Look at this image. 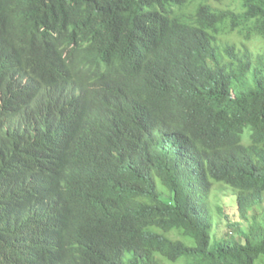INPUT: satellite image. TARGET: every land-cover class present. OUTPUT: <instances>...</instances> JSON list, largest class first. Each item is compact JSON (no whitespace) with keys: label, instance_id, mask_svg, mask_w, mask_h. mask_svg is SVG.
<instances>
[{"label":"trees","instance_id":"obj_1","mask_svg":"<svg viewBox=\"0 0 264 264\" xmlns=\"http://www.w3.org/2000/svg\"><path fill=\"white\" fill-rule=\"evenodd\" d=\"M199 1L0 0V264H264V0Z\"/></svg>","mask_w":264,"mask_h":264},{"label":"rangeland","instance_id":"obj_2","mask_svg":"<svg viewBox=\"0 0 264 264\" xmlns=\"http://www.w3.org/2000/svg\"><path fill=\"white\" fill-rule=\"evenodd\" d=\"M190 4L188 7L184 8L182 10V15L187 18L189 16H194L197 7L200 5V1L199 0H189ZM212 3L218 7V8H223L224 6H226L227 4V0H213ZM264 44L263 43H257L255 48L256 49H260ZM215 191H217V195H219L221 197V200L223 202H221V205L223 206V215L226 216V218H223V220H220V222L218 223L219 228H217L216 231V226L214 228V233L212 234V236L214 237V235L217 233H219L220 235H222L223 233H227L226 230V224H229L230 221H235L237 220L236 215H237V211L234 209L236 206L235 205V197H234V201L232 203H230L228 201V198H230L232 196L233 190L227 186H220V185H216L214 186ZM220 200V201H221ZM215 221H219L217 220V216L215 217ZM225 225V226H224ZM229 232V230H228Z\"/></svg>","mask_w":264,"mask_h":264},{"label":"clouds","instance_id":"obj_3","mask_svg":"<svg viewBox=\"0 0 264 264\" xmlns=\"http://www.w3.org/2000/svg\"><path fill=\"white\" fill-rule=\"evenodd\" d=\"M188 6H189V5H186L184 8H186V7H188ZM184 8H183V9H184Z\"/></svg>","mask_w":264,"mask_h":264}]
</instances>
